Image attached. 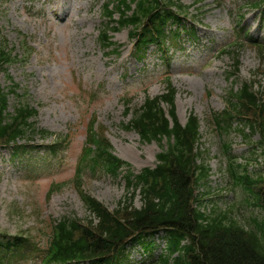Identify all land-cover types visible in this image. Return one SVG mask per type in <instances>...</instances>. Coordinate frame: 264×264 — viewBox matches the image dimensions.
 <instances>
[{
    "label": "rangeland",
    "instance_id": "obj_1",
    "mask_svg": "<svg viewBox=\"0 0 264 264\" xmlns=\"http://www.w3.org/2000/svg\"><path fill=\"white\" fill-rule=\"evenodd\" d=\"M249 1L253 0H181L192 5L187 19L189 24L196 26L195 37L184 41V53L175 51L168 64L161 62L152 49L145 58L136 60L127 29L111 32L112 39L123 46L118 57L106 56L98 45L103 0H39L34 3L7 0L1 4L4 34L15 42V30H21L31 37L35 46L34 54L25 65L7 66V71L28 86L33 104L41 103L39 124L69 133L70 143L62 161L53 163L49 170L22 169L9 160L7 152H1L0 228L10 233L28 229L43 242L50 233L52 219L64 214L86 218L88 213L70 185L50 198H46V192L52 183L72 177L87 110L95 112L99 126L113 146L119 154L127 156L136 170L154 166L160 146L154 141L140 143L134 131L121 128L120 123L130 118L124 114L121 98L130 97L131 106L138 107L144 90L150 95L162 93L161 81L166 72H170L174 80L179 120L183 122L193 113L200 124L197 147L202 164L209 167V175L195 188L197 203L208 211L213 206L225 209L242 199L244 192L234 186L228 176L229 159L222 154V145L231 142L235 161L242 164V170L255 176H264V149L255 144L258 135L244 138L235 132L222 134L221 142L211 113L223 110L227 92L243 82L252 81L255 89L261 86L264 94V54L261 56L249 44L237 49L232 47L226 54L217 53L229 42L237 23L238 26L248 24L252 36L264 37V30L259 31L260 18L250 9ZM53 8L65 14L66 20L53 15ZM235 56L239 61L237 69ZM7 71L0 69L1 85L7 83ZM29 170L33 172L26 173ZM83 187L110 211H114L126 196L123 181L118 178H88ZM133 205H141L138 194ZM158 242L163 247L164 239L159 238ZM159 251L157 248L153 253ZM143 258L145 256L136 245L128 260L136 264ZM21 264L43 263L30 256Z\"/></svg>",
    "mask_w": 264,
    "mask_h": 264
},
{
    "label": "trees",
    "instance_id": "obj_2",
    "mask_svg": "<svg viewBox=\"0 0 264 264\" xmlns=\"http://www.w3.org/2000/svg\"><path fill=\"white\" fill-rule=\"evenodd\" d=\"M128 1L135 3V11L123 23H139L156 37H161L163 25L173 17L168 7H175L178 14H186L189 8L174 0ZM11 52L0 37V64L15 60ZM231 94L236 101L227 98L225 109L215 115L219 129L226 132L234 129L246 136L244 130L249 128L250 134L259 133L264 144V94L247 86ZM9 95L0 89V145L15 143L17 138L46 137L48 132L37 129L29 121L36 112L29 107L26 97L12 95L10 100ZM162 99L173 107L172 96ZM156 107V100L149 101L144 115L136 122L141 137L149 140L161 135L173 136L174 142L165 155H159L157 169L145 170L140 176L146 182L142 205L136 208L126 201L110 213L99 202L83 196L93 217L85 222L64 219L55 226L50 240L51 257L56 261L89 259V264H117L124 254V242L134 233L167 228L172 233L167 237L166 247L150 259V264H264V218L251 217L245 226L233 209L214 208L206 212L192 205L193 189L209 171L198 162L200 152L195 149L200 137L197 118L190 116L181 130L176 124L169 129L166 120L158 123ZM108 149L105 141L96 142V150L87 152L89 160L103 167L105 160L108 165L114 163ZM239 180L250 196L253 193L252 201L264 205V180L259 186L251 185L247 177ZM29 242L28 237H11L0 232V264H10V259L21 255Z\"/></svg>",
    "mask_w": 264,
    "mask_h": 264
}]
</instances>
